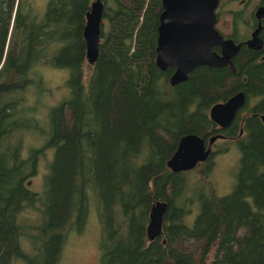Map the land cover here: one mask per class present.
Wrapping results in <instances>:
<instances>
[{
    "label": "trees",
    "instance_id": "obj_1",
    "mask_svg": "<svg viewBox=\"0 0 264 264\" xmlns=\"http://www.w3.org/2000/svg\"><path fill=\"white\" fill-rule=\"evenodd\" d=\"M91 1L49 0L38 17L32 4L0 0V264H56L69 233L83 230L89 196L100 223V264H264V58L242 46L235 72L198 66L171 86L174 68L155 64L161 0H102L99 54L89 65L82 33ZM220 1L216 28L240 41L241 8L226 10ZM38 63L68 70L69 96L51 106L42 126L18 107V93L33 87ZM239 90L246 104L219 129L210 107ZM23 115L35 124L22 125ZM189 133L205 140L220 133L237 145L229 193L217 195L203 183L226 144L200 163L195 186L187 183L189 171L167 167L179 138ZM28 134L44 142L23 158ZM44 147L53 156L42 191L31 192L26 169L33 173ZM156 200L168 206L165 243L146 234ZM38 201L42 222L26 233L17 216ZM24 237L34 254L22 248Z\"/></svg>",
    "mask_w": 264,
    "mask_h": 264
},
{
    "label": "water",
    "instance_id": "obj_2",
    "mask_svg": "<svg viewBox=\"0 0 264 264\" xmlns=\"http://www.w3.org/2000/svg\"><path fill=\"white\" fill-rule=\"evenodd\" d=\"M218 3L219 0H161L155 64L160 70L174 68L169 78L171 86L186 81L188 74L198 66H229L235 72L232 58L241 43L235 44L231 38H224L217 30L215 11ZM103 9L102 0H92L90 9L85 14L82 35L86 62L89 65L95 63L99 54ZM255 15L258 19L264 17V6L259 7ZM260 28L258 26L252 32L251 38L244 42L248 48L259 50L262 47V41L257 36ZM214 47L219 48L220 53L213 50ZM245 101L244 92L237 91L227 100L213 104L208 111L209 119L219 129H226L234 122ZM259 117L264 122V113ZM222 138L220 133L208 140L194 133L181 136L176 150L166 162L167 167L172 172H185L195 168L208 159L213 144ZM29 184L30 181L27 182ZM167 208L166 201L156 200L153 203L146 227L149 240L163 237L162 243H165L163 224Z\"/></svg>",
    "mask_w": 264,
    "mask_h": 264
},
{
    "label": "rangeland",
    "instance_id": "obj_3",
    "mask_svg": "<svg viewBox=\"0 0 264 264\" xmlns=\"http://www.w3.org/2000/svg\"><path fill=\"white\" fill-rule=\"evenodd\" d=\"M49 0H22L23 5L27 8L30 4L34 7V13L38 17L42 16L45 12L46 5ZM28 2V3H27ZM239 8L235 2L225 0V9ZM226 22V21H225ZM220 24V21L219 23ZM217 24V26H218ZM226 33V30H222ZM17 47L19 45L16 44ZM25 60V58H24ZM87 68L85 67V70ZM30 77L35 81L33 87L26 88L18 97L21 98L19 104L20 109H25L26 114L31 115L38 121H46V113L50 112L51 106L56 105L63 97L69 96V89L66 85L68 78L67 69H58L52 66L43 65L38 63L32 70ZM63 98V99H64ZM254 100L249 101V106H253ZM243 115H245L243 113ZM21 124L24 126H33L34 121L28 119L27 115H23ZM42 121H38V125L42 126ZM43 139L37 137L35 134H28L24 141V148L22 151V157L28 156L29 149L39 148L43 146ZM223 144L228 145V149L224 153H217L213 157V166L211 173L207 177H203V183L210 190L214 189L217 195H225L230 192L232 185L235 182V175L239 163L240 153L237 145L232 139H218L212 146V150L220 148ZM53 156V150L49 147H44L37 153V159L35 166L33 167V173H29L30 170L26 169L28 175L25 178V182H29L27 185L31 192L40 193L43 189V181L47 172V166ZM202 164H199L195 168L188 170L186 173L188 185H194L200 181L202 176L200 175V169ZM197 189H203L201 184H197ZM91 195V194H90ZM88 214L86 223L83 230L80 232L71 231L67 236L56 264H100L99 263V240H100V223L98 221L95 205L92 204L93 196H89ZM35 205V206H34ZM34 207H26L17 216L18 222L25 227L26 233H34V227L42 222L41 208L42 205L38 201L34 203ZM192 216L187 218V222L191 225L193 218L198 213L196 210L192 212ZM72 223L69 222L68 227ZM69 231V228H68ZM21 246L28 254H34L31 243L27 238L21 239ZM12 264H26L24 261L17 259Z\"/></svg>",
    "mask_w": 264,
    "mask_h": 264
},
{
    "label": "flooded vegetation",
    "instance_id": "obj_4",
    "mask_svg": "<svg viewBox=\"0 0 264 264\" xmlns=\"http://www.w3.org/2000/svg\"><path fill=\"white\" fill-rule=\"evenodd\" d=\"M221 1L219 0L217 9L215 11L216 17H217V13L219 11V8L221 7ZM235 3L238 4L239 8H241V12H242V21L243 24L245 25V28L241 34V40L240 41H234L233 42L235 44H239L241 43V46L238 50V52L236 53V55L232 58V62L234 65V61L236 59V57L239 55L240 51H241V47L244 46L246 47V49L255 52L254 56L258 59L261 60L264 58V17L258 19L255 15L256 10L259 7H263L264 6V0H235ZM220 18V17H219ZM218 19V18H217ZM219 21L221 20H217L216 25L219 23ZM260 26V31L257 34L258 38L262 41V47L259 50H253L247 47V45L244 43L246 42L248 39L251 38V34L252 32L258 27ZM221 33V32H220ZM222 34V33H221ZM223 35V34H222ZM224 37V36H223ZM224 38H230V37H224ZM215 49L216 52L220 53V49L217 47H214L213 50ZM225 67V66H224ZM229 67V66H228ZM235 67V66H234ZM231 69V68H230ZM234 72V71H233ZM240 91V90H239ZM247 101V100H246ZM245 101V104H246ZM263 114V113H262ZM260 116V114H259ZM262 121V120H261Z\"/></svg>",
    "mask_w": 264,
    "mask_h": 264
},
{
    "label": "bare ground",
    "instance_id": "obj_5",
    "mask_svg": "<svg viewBox=\"0 0 264 264\" xmlns=\"http://www.w3.org/2000/svg\"><path fill=\"white\" fill-rule=\"evenodd\" d=\"M242 109V108H241Z\"/></svg>",
    "mask_w": 264,
    "mask_h": 264
}]
</instances>
